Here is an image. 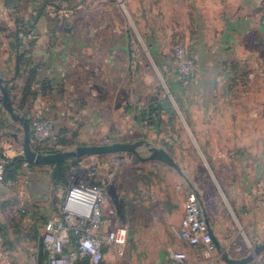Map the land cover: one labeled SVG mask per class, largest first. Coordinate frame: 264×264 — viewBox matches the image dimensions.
Here are the masks:
<instances>
[{
  "label": "rangeland",
  "instance_id": "374dc122",
  "mask_svg": "<svg viewBox=\"0 0 264 264\" xmlns=\"http://www.w3.org/2000/svg\"><path fill=\"white\" fill-rule=\"evenodd\" d=\"M50 1L47 6L52 13L44 20L42 38L48 49L55 52V63L69 71V91L73 90L85 102L81 117L78 115L80 118L71 126L72 132L85 127L78 139H86L93 146L150 140L151 146L165 149L174 158L185 176L162 161L144 160L151 155L145 145L138 147V154H91L68 161V184L74 172L85 174L104 194L102 214L109 230H127L125 243L105 251L99 264H170L178 252L186 254L183 264H226L217 249L207 252L177 235L186 215L187 197L194 190L200 194L212 229L222 235V249L231 257L242 259L263 244L264 227L254 224L253 229H241V222L254 219L236 208L243 196L229 197L220 190L221 184L225 189L233 179L242 183V176L234 171L221 183L212 173L214 161L203 151L204 146L210 148L215 144L206 140L203 146L196 140L216 137V133L215 129L203 133L202 128L193 127L194 123L234 118L226 112L201 109L206 101L192 91L198 65L191 82L186 84L182 79L184 63L180 57L182 53L191 56L185 47L186 30L197 18L192 12L197 1ZM53 27L57 31L54 34ZM153 45L157 46L156 51ZM257 45L258 56L251 57L247 51L244 55L245 50L240 49L239 53L244 55L238 57L240 63L223 66L225 73L239 76L237 84L230 79L223 81V87H250L253 92L208 97L210 103L216 100L223 104H251L255 108L253 118L263 119V34ZM246 62H251V70ZM245 114L248 112L241 109L242 118ZM16 125L17 142H13L10 132L0 134V142L7 140L9 150L14 151L20 147L23 134L21 125ZM151 125H156L157 131L150 132ZM1 145L0 150L5 153ZM76 146L75 143L70 150ZM67 186L58 190L50 203L56 217L60 215L58 204ZM21 209L20 200L3 206L4 213L16 219L27 215ZM47 221V217H41L43 227ZM41 229L30 245L35 244L38 249L36 260L47 264ZM82 259L77 263H82ZM248 264H264V251Z\"/></svg>",
  "mask_w": 264,
  "mask_h": 264
},
{
  "label": "crops",
  "instance_id": "0c3cea01",
  "mask_svg": "<svg viewBox=\"0 0 264 264\" xmlns=\"http://www.w3.org/2000/svg\"><path fill=\"white\" fill-rule=\"evenodd\" d=\"M196 1L192 12L197 18L188 25V42L185 45L187 52L195 58L198 65V77L192 91L204 97L206 104L201 107L202 110L212 113L226 112L230 118L234 117L229 120L222 118L194 123L193 127L202 128L203 133H208L207 129H215L216 133V137L208 136L204 139L196 136V140L203 146L207 141L215 144L210 148L204 146L203 151L214 161L212 173L221 183H224L227 176L233 175L234 171L236 175L242 176V183L233 179L225 189L222 188L223 184L220 185V190L225 191L229 197L243 196V202L237 203L236 208L251 220L254 218L251 222H241V229H253L254 224L264 227V116L263 119H254L255 108L251 104H223L216 100L210 103L208 98L253 92L250 87H223L224 82L230 79L236 81L235 84L239 81L238 75L225 73L224 67L228 64H239L238 57H243L247 52L251 57L258 56L255 49L258 46V37L264 35L260 22L264 0ZM50 2L0 0V77L5 80L14 109L18 113H23L28 120L34 113L54 119L63 140V144L60 143L62 151H69L75 143L78 145L76 147L93 146L86 139H78L85 127L82 126L80 132H72L71 126L81 117L85 102L80 101L81 97L73 90L69 91L66 83V71H69L55 63V52L48 49L42 38L44 20L52 13L47 6ZM51 32L56 33V28L53 27ZM240 49L245 50L244 55L239 53ZM246 64L250 66V70L253 68L251 62ZM241 109L248 112L243 118L240 115ZM17 123L19 122L0 103V134L6 135L10 132L13 142H17ZM21 128L24 134L22 125ZM149 128H153L150 132L157 131L156 125ZM238 129L243 131H237ZM23 134L21 145L16 151L9 150L7 140L0 142L1 148L10 159L20 156ZM70 134L71 137L68 136ZM142 140L151 144L150 140ZM52 173V165L23 169L13 187L0 188V222L3 223L0 225V251L9 250L11 264H41L35 257L38 249L35 244L30 245V241L35 239L37 230L42 228L44 232L41 217L49 220L57 216L54 215V208L50 203L55 193L63 187L54 184ZM14 200H20L22 209L27 213L20 219L9 217L3 211L4 204ZM60 207L61 203L58 204L59 211ZM104 230L109 231L106 223ZM214 233L221 241L222 235L217 230ZM110 249L112 247H107L105 251ZM6 263L7 259L2 256L0 264Z\"/></svg>",
  "mask_w": 264,
  "mask_h": 264
},
{
  "label": "built area",
  "instance_id": "2783aa9c",
  "mask_svg": "<svg viewBox=\"0 0 264 264\" xmlns=\"http://www.w3.org/2000/svg\"><path fill=\"white\" fill-rule=\"evenodd\" d=\"M264 31V9L260 17ZM180 57L183 64L182 79L186 84L196 75L197 62L193 56L183 53ZM187 56V57H186ZM31 124V143L34 150L42 154L62 151L60 135L54 119L34 113L29 117ZM23 156V151H20ZM24 157V156H23ZM9 157L0 153V188L13 187L18 180L5 178V167ZM26 160V159H25ZM27 160L24 169H30ZM84 175V178H81ZM104 194L85 174L73 173L62 196L60 215L50 218L44 225L43 247L48 256L47 264H76L80 258H87L89 264H99L107 247L123 245L127 238L125 228L105 231V220L102 214ZM11 212L13 210L11 209ZM22 213L25 210L21 209ZM177 235L194 246H202L207 252L216 250L209 226L204 216L199 197L195 192L186 200V215ZM11 264L9 250L1 249V257ZM186 254L175 253L170 264H183Z\"/></svg>",
  "mask_w": 264,
  "mask_h": 264
},
{
  "label": "water",
  "instance_id": "95a60500",
  "mask_svg": "<svg viewBox=\"0 0 264 264\" xmlns=\"http://www.w3.org/2000/svg\"><path fill=\"white\" fill-rule=\"evenodd\" d=\"M0 103L4 107V109L10 114L11 117L22 125L24 132L23 142H22L23 156L30 163H34L36 165H54L63 161L78 160L83 156L91 155V154L101 155V154L127 152V151L138 154V147L145 145L149 148L151 155L147 158H144V160L162 161L167 165L173 167L180 175L185 177L181 167L165 149L156 146H151V144L145 140L136 141L134 143H117V144L104 145V146H79L76 147L74 150L60 151L51 154L39 153L36 150H34V148L32 147L30 121L26 116H24L21 113H18L14 109L10 95L5 86V80L2 77H0ZM194 192L199 197L197 191L194 190ZM199 201L203 208L204 216L209 226V232L212 235L213 243L215 244L216 249L221 253L222 260L226 264H248L249 262L255 260L264 251V243H263L257 245L251 254H249L248 256L242 259H236L231 257L228 253H226L222 249L219 240L215 236L214 230L212 229L210 225V221L206 216L203 202L200 199V197H199Z\"/></svg>",
  "mask_w": 264,
  "mask_h": 264
},
{
  "label": "trees",
  "instance_id": "16d2710c",
  "mask_svg": "<svg viewBox=\"0 0 264 264\" xmlns=\"http://www.w3.org/2000/svg\"><path fill=\"white\" fill-rule=\"evenodd\" d=\"M68 1L69 0H65ZM153 50L156 51L157 47L153 45ZM59 143L63 144V140L60 138ZM2 153V151H0ZM26 162L23 156H18L13 159H8V163L5 167V178L8 180H18L22 175L24 169V163ZM68 161H63L58 164L52 165L53 168V180L55 185L66 186L68 185ZM38 165L34 163H29L30 168H34ZM78 264V263H77ZM80 264H89V260L87 258L82 259V263Z\"/></svg>",
  "mask_w": 264,
  "mask_h": 264
}]
</instances>
